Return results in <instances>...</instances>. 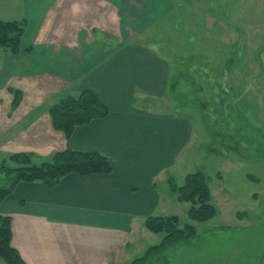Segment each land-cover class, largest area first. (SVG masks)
Instances as JSON below:
<instances>
[{
  "label": "rangeland",
  "instance_id": "obj_1",
  "mask_svg": "<svg viewBox=\"0 0 264 264\" xmlns=\"http://www.w3.org/2000/svg\"><path fill=\"white\" fill-rule=\"evenodd\" d=\"M30 3L35 12L30 22L25 20L19 51L11 52L14 70H20L25 53L43 59L41 47L47 45L61 59L76 56L75 62L111 52L126 39H138L135 23L150 21L141 45L164 54L173 67L169 94L152 100L165 104L161 111L169 115H187L192 135L176 176L159 182L166 189L173 179L182 184L188 173L202 171L217 212L208 220L191 219L192 204L167 194L169 209L156 215H177L183 227L190 222L197 234L170 247L160 259L153 254L146 264H246L247 258L236 259L243 255L264 260V0H151L157 8L150 13L148 0ZM51 77L44 75L46 97L69 81ZM12 94L16 106L23 97L19 91ZM33 96L35 92L29 100ZM1 97V108L8 110V99L3 93ZM139 105L153 104L141 99ZM164 235L150 231L136 238L130 248L134 255L124 261L144 255ZM0 264L6 263L0 259Z\"/></svg>",
  "mask_w": 264,
  "mask_h": 264
},
{
  "label": "crops",
  "instance_id": "obj_2",
  "mask_svg": "<svg viewBox=\"0 0 264 264\" xmlns=\"http://www.w3.org/2000/svg\"><path fill=\"white\" fill-rule=\"evenodd\" d=\"M30 1L0 0V20L29 21L35 12ZM148 5V13L157 8L151 0ZM150 22L135 23L138 39L79 62L76 56L61 59L47 45L41 47L43 59L25 53L17 71L14 56L0 45V98L3 93L8 99V110L0 106V163L19 151L43 162L67 148L99 151L113 163L110 173H71L52 186L20 182L0 204V214L12 218L11 244L27 264L126 263L136 238L150 233L145 219L168 208L167 194L173 191L167 187L166 193L159 181L175 175L187 159L192 125L187 115H169L161 111L165 104L152 100L169 94L174 71L164 54L141 45ZM153 42L162 47V41ZM45 74L69 81L46 97ZM83 89L93 90L109 113L78 125L66 138L54 127L50 107ZM14 91L23 97L16 106ZM141 99L152 107L139 105Z\"/></svg>",
  "mask_w": 264,
  "mask_h": 264
},
{
  "label": "trees",
  "instance_id": "obj_3",
  "mask_svg": "<svg viewBox=\"0 0 264 264\" xmlns=\"http://www.w3.org/2000/svg\"><path fill=\"white\" fill-rule=\"evenodd\" d=\"M25 24V19L0 20V45L8 52L19 51ZM50 113L54 127L62 130L66 138H70L78 125L106 116L109 107L93 90L83 89L78 94L62 97L50 107ZM112 171L111 159L95 150L67 148L57 151L50 160L42 163L35 162L31 152L19 151L0 164V204L14 193L20 182L41 181L52 186L71 173L88 175ZM170 188L179 201L192 204L189 210L191 219L204 221L216 214L210 186L202 171L188 173L182 184L173 179ZM145 226L152 232L164 233L162 242L150 246L144 255L123 264H146L153 254H158L160 259L170 247L188 241L197 234L195 226L190 222L183 227L177 215L148 216ZM11 241L12 218L0 214V259L6 264H27Z\"/></svg>",
  "mask_w": 264,
  "mask_h": 264
},
{
  "label": "flooded vegetation",
  "instance_id": "obj_4",
  "mask_svg": "<svg viewBox=\"0 0 264 264\" xmlns=\"http://www.w3.org/2000/svg\"><path fill=\"white\" fill-rule=\"evenodd\" d=\"M254 256H251L250 258L251 259H248L249 257H246V256H239V257H237L236 259H242V258H247V260H245L246 261V264H264V260L263 259H259L258 261H256V258H253ZM258 258L260 257V256H257Z\"/></svg>",
  "mask_w": 264,
  "mask_h": 264
}]
</instances>
